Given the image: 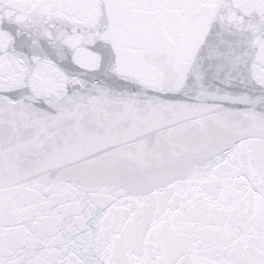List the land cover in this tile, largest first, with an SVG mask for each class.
Instances as JSON below:
<instances>
[{
  "label": "snow or ice",
  "instance_id": "6c2138e0",
  "mask_svg": "<svg viewBox=\"0 0 264 264\" xmlns=\"http://www.w3.org/2000/svg\"><path fill=\"white\" fill-rule=\"evenodd\" d=\"M0 264H264V0H0Z\"/></svg>",
  "mask_w": 264,
  "mask_h": 264
}]
</instances>
